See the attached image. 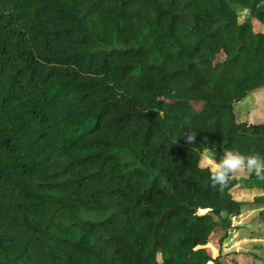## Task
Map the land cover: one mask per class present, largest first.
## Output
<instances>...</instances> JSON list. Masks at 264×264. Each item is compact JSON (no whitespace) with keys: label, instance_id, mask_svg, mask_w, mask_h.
Wrapping results in <instances>:
<instances>
[{"label":"trees","instance_id":"1","mask_svg":"<svg viewBox=\"0 0 264 264\" xmlns=\"http://www.w3.org/2000/svg\"><path fill=\"white\" fill-rule=\"evenodd\" d=\"M247 95L264 0H0V264H222L233 178L264 181L211 187L186 139L264 156Z\"/></svg>","mask_w":264,"mask_h":264},{"label":"rangeland","instance_id":"2","mask_svg":"<svg viewBox=\"0 0 264 264\" xmlns=\"http://www.w3.org/2000/svg\"><path fill=\"white\" fill-rule=\"evenodd\" d=\"M230 16L236 22L243 23L248 18V12L243 9L234 8L231 10ZM221 57L219 50H217L211 60L213 62L219 61ZM262 95L263 93H259V96ZM257 100V96L247 95L238 102V108L241 112L240 115L249 124L264 122V109L256 111L254 107ZM197 108L198 110L204 109L202 104H198ZM186 141L199 145L201 148V167L205 157L208 155L205 149L211 150L215 153V156L219 153L217 149L207 142H201L196 138L191 142L187 139ZM233 180L236 181L233 190L234 197L243 201L245 205L241 210V214L232 220L228 239H226L221 249L222 255L224 256L222 264H236V261L242 263L250 255H255L259 259L264 260V220H262L263 218L260 215L264 211V207L253 203V199L258 197L260 192L255 188H250L249 186L251 184L244 180L238 178H233Z\"/></svg>","mask_w":264,"mask_h":264},{"label":"clouds","instance_id":"3","mask_svg":"<svg viewBox=\"0 0 264 264\" xmlns=\"http://www.w3.org/2000/svg\"><path fill=\"white\" fill-rule=\"evenodd\" d=\"M189 142L194 140V134L187 136ZM208 155L202 163V167L209 172L210 186L224 190L228 188L230 180L235 174L255 175L264 181V156L259 153L241 154L238 151L225 150L219 160L215 159V153L205 149Z\"/></svg>","mask_w":264,"mask_h":264},{"label":"water","instance_id":"4","mask_svg":"<svg viewBox=\"0 0 264 264\" xmlns=\"http://www.w3.org/2000/svg\"><path fill=\"white\" fill-rule=\"evenodd\" d=\"M244 97V96H243Z\"/></svg>","mask_w":264,"mask_h":264}]
</instances>
